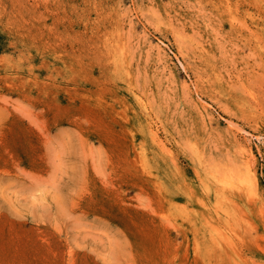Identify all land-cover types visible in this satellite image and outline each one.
I'll return each mask as SVG.
<instances>
[{
  "label": "rangeland",
  "instance_id": "rangeland-1",
  "mask_svg": "<svg viewBox=\"0 0 264 264\" xmlns=\"http://www.w3.org/2000/svg\"><path fill=\"white\" fill-rule=\"evenodd\" d=\"M0 264H264V0H0Z\"/></svg>",
  "mask_w": 264,
  "mask_h": 264
},
{
  "label": "bare ground",
  "instance_id": "bare-ground-1",
  "mask_svg": "<svg viewBox=\"0 0 264 264\" xmlns=\"http://www.w3.org/2000/svg\"><path fill=\"white\" fill-rule=\"evenodd\" d=\"M142 131L147 138L152 140V143H156V133H154L151 127L146 126Z\"/></svg>",
  "mask_w": 264,
  "mask_h": 264
}]
</instances>
